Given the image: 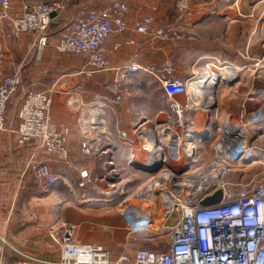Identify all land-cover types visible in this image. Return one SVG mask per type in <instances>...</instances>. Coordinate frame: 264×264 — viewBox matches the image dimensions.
Returning a JSON list of instances; mask_svg holds the SVG:
<instances>
[{
    "label": "built area",
    "instance_id": "built-area-1",
    "mask_svg": "<svg viewBox=\"0 0 264 264\" xmlns=\"http://www.w3.org/2000/svg\"><path fill=\"white\" fill-rule=\"evenodd\" d=\"M15 1L0 0V18H10L13 10L20 9L11 17L10 32L15 37L35 34V51L32 57L6 70L0 41V141L8 139L10 148H32L25 171L32 170L55 197L57 218L68 200L54 188L62 180L74 194L77 186L92 185L103 194L101 200L115 202L116 210L127 222V239L119 250L102 243L76 241L75 227L67 223L61 227L59 264H264V155H259L264 149L251 145L254 127L264 124V72L254 74L262 84L247 91V96H255L261 105L247 110L243 103L240 115L229 111L221 117L217 83L237 79L249 65L217 60L220 66L227 64L230 69L221 74L216 71L211 75L215 81L209 77L211 81L197 85L192 78L198 73L180 78L170 59L160 69L140 61L139 50L145 40L134 37L113 42V51L124 44L136 46L127 63L115 64L106 48L113 34L123 35L132 27L148 39H177L179 23L157 24L155 15L149 12L130 26L129 2L100 0L79 8L61 26L55 45L60 53L72 52L84 58L77 73L93 76L107 72L103 88L87 96L81 79L73 85L67 80L66 86L59 87L55 82L46 84L43 77L25 74L27 63L42 59L39 50L51 41L50 26L70 8L72 0H19V7ZM178 6L188 8V0H180ZM252 34L264 45V23ZM261 60L254 65L264 62V58ZM141 70L159 78L170 106L160 110V114L165 112L164 117L142 120L144 115H140L127 121L120 109L127 93L125 84ZM200 75L210 76L207 72ZM11 101L15 107L7 123ZM55 106H62L70 121L59 122ZM201 113L204 126L198 129ZM74 135L83 161L71 159ZM208 141L209 157L201 161ZM39 152L57 155L72 175H62L48 160L37 157ZM116 153L124 155L123 163ZM137 153L142 157H135ZM257 156L260 163L252 165ZM98 162L104 169L109 167L107 172H97ZM120 163L148 169L161 165L154 172L145 171L146 177L135 186L129 184L132 177H122L124 167ZM250 170V177L245 178L244 173ZM80 198L91 199L86 193ZM1 221L9 224L10 215H3ZM143 232L149 233L155 246L162 247L143 245L137 236ZM0 240L3 248L7 240L1 233ZM0 264H5L3 252Z\"/></svg>",
    "mask_w": 264,
    "mask_h": 264
},
{
    "label": "crops",
    "instance_id": "crops-1",
    "mask_svg": "<svg viewBox=\"0 0 264 264\" xmlns=\"http://www.w3.org/2000/svg\"><path fill=\"white\" fill-rule=\"evenodd\" d=\"M18 1H15L17 7H19ZM126 1L132 6V10L128 14L130 26L135 19L148 12H153L157 24H168L182 17L181 11H171L169 0ZM248 1L249 5L245 11H225L226 9L223 8L216 12L197 11V7L192 8V11L188 12V17L191 28L196 33L195 40L153 41L132 27L123 35L113 34L106 42L107 56L115 64L127 63L135 53L136 46L124 44L121 49L113 51V42L127 36L145 40V46L140 51V56L144 61L161 63L165 58L171 56L175 62L176 75L180 78L188 77L198 68L205 69V72L209 73L210 76L204 78L205 76L198 73L196 77L192 78L196 80L194 83L197 85L207 83L216 71H220L219 74H221L230 69L227 64L220 66L217 60H231L238 64L249 65L242 72L240 82L236 86L233 87L230 86L231 84L227 85L217 81L218 106L221 109V117L227 112L235 110V108H241L243 103L250 109L256 108L262 102L255 96H247V90L250 86V78L252 76L254 78L253 70L264 72L263 67L254 65L264 58V45L259 37L252 34L254 28L264 23V0H245V3ZM98 2L100 0H72L70 8L54 19L53 25L58 28L56 31L59 30L61 33L62 23H65V20L74 15L80 7ZM230 8L231 10L234 9L233 4ZM19 11L18 8L13 10L11 17L18 14ZM11 17L0 18V30L5 33L4 35L10 45L17 46L18 59L15 61L16 64H19L26 58L33 56L32 53L35 51L33 43L36 35L24 33L17 37L13 36L10 32L11 25H13ZM54 35L55 41L49 42L48 45L39 50V56L42 59L40 61L32 59L25 66L27 76L43 77L42 71H45L44 64L49 59L48 55L51 52L58 53L55 46L58 34ZM83 61L84 58L80 64L75 63V65L67 68L71 69L68 76L75 75L76 77L67 80H69V85H73L78 79H81L86 86L85 94L89 96L92 90L103 88L108 76L103 73H96L93 76L77 73L79 67L83 65ZM259 64L263 65L264 62ZM40 65L42 66L40 67ZM247 76H249V80L246 83ZM45 77H43L44 82L49 84ZM211 80L215 81L216 78L213 76ZM66 81L64 84H67ZM241 89L245 90L243 94H241ZM154 90L158 92L156 96H159L161 102L160 106L154 109V111L156 110L154 117H156L161 115L159 109L166 105L167 98L161 88ZM136 103L135 100L130 101V99L125 102L124 107L128 117H133L134 112L131 109L136 107ZM54 111L59 122L70 121L69 113L66 110L62 111L61 108L55 106ZM139 111L146 110L142 107ZM61 113L64 114L63 117H61ZM203 117L202 113L198 115V129H202L204 126ZM254 131L256 133H253V136L259 135V138L264 136V124L254 127ZM31 151L30 146L19 147L15 145L10 148L6 138L0 141V233L7 240L3 248L0 240V255L3 252L5 264H59L61 227L67 223L74 225L76 241L90 244L102 243L109 248L119 250L122 243L127 239V222L116 210L115 202L103 201L95 196L96 194H91L92 197H89L91 199L82 200L80 197L83 192H86V188L77 186V194H74L60 180L54 185V188L65 195L68 200L63 206L61 216L57 218L53 208L56 201L55 197L44 189V181L38 179L32 170L25 171L27 157ZM259 151L263 153V156L264 150ZM259 155L261 156V154ZM56 156L45 152L37 154V157L48 160L62 175H72L69 169L58 161ZM116 156L119 162H124L123 154L116 153ZM71 159L74 161L85 159L81 154L76 135L71 139ZM97 172H100L98 168ZM7 214L10 215V222L4 225L1 217ZM147 234L149 233L143 232L137 236L143 245L155 247L156 242ZM135 239L137 238L135 237Z\"/></svg>",
    "mask_w": 264,
    "mask_h": 264
},
{
    "label": "rangeland",
    "instance_id": "rangeland-1",
    "mask_svg": "<svg viewBox=\"0 0 264 264\" xmlns=\"http://www.w3.org/2000/svg\"><path fill=\"white\" fill-rule=\"evenodd\" d=\"M166 1H168V0H166ZM169 1H170V6H171V11H181V13H182V17L180 19L168 23V24L179 23V38H177V39H162V40L151 39L153 41L176 42V41H182V40H195L196 39V33L194 32V30H192L191 23H190V20L188 17V12L192 11V8H194V7H197V9H198L197 11H215L216 12L217 10H222V8L226 9L225 11H245V9L248 8V5H249V1L245 3V0H188V8H181L180 6H178V2H180V0H169ZM232 4L234 7L233 10H231V8H230V6ZM131 9H132V6H131ZM68 20H69V18L65 21L67 22ZM62 24H64V23H62ZM161 25H167V24H161ZM56 29H58V28L56 26H54L52 23V25L50 26V28L48 30L50 40L52 42L55 41V39H56L54 37L55 36L54 34L57 33L58 37L60 35V31L59 30L56 31ZM4 34L5 33L0 30V41H1L2 45L4 46L3 48L5 50V61L9 65L6 68V70H9L11 67L10 65L16 64V61L18 59V51H17L18 49H17L16 45H14V44L10 45V43L8 42V40L6 39V36ZM58 37H57V40H58ZM127 37H132V36H127ZM124 39L122 38V39H116V40H124ZM135 39H137V38H135ZM147 39H148V37H147ZM137 40H139V39H137ZM139 41H143V40H139ZM140 51H141V49L139 50V60L142 61L144 64L154 65L158 69L162 68L166 64L165 61L167 59H170L174 64V73L177 74L176 73V66H175V62H174L173 57H171V56L167 57V58H165V60L161 61V63L148 62V61H144L141 58ZM48 56H49V59L46 62V64H44L45 65L44 66L45 71H42L43 77L46 76L45 78H47V79H45L46 82H48V81H49V83L55 82V83H57L56 86L63 87V86H66V84H64V82L67 79L76 78L75 75L74 76H68L71 69H67V68L70 67L71 65H75V63L80 64V62H82V59H83L81 56H78L72 52H68V53H59V52L58 53H52L51 52L50 55H48ZM41 66L42 65H40V67ZM205 71L206 70L203 68L202 69L198 68L197 70H195V72H192V74H190L188 77H191L196 73H203ZM99 73L107 74V72H99ZM241 74H242V72H241ZM247 77L248 78L246 79L247 80L246 83L249 80V76H247ZM252 77L250 78L251 81H250L249 88H251L252 86L262 84L261 79L252 78ZM182 78H187V77H182ZM158 79L159 78H157L155 74L148 72V71H145V70H141V71L134 73L131 76V78L128 79V81L125 84V87L127 88V93L124 96V101L120 105V109L122 110L121 111L122 117L124 120L130 121L133 118H138L140 115H144V118H142V120L146 119V117L154 118V115L156 113V110L154 111V109H155V107L156 108L159 107L161 104L159 96L158 97L156 96V94H158V92H156L154 89L161 88L163 90V87L160 84ZM240 79H241V75L237 79H235L229 83H226L225 81H223V82L219 81V83H224L227 85L231 84L230 86L234 87L237 85L238 82H240ZM149 89H152V90L149 91ZM244 91L245 90L241 89V94H243ZM166 98H167V96H166ZM127 99H130V101L135 100V102H137L136 107L131 109V111L133 110V112H134V113L132 112L133 117L132 116L128 117V113H126V111H125L124 105H125V102H127ZM166 105L162 106L161 109H159V111L162 110L163 107H164L163 109H167L170 106L168 98H167ZM14 107H15L14 103L11 101L10 107L8 109V112H7V123L10 122ZM57 107L61 108L62 111L65 110L62 106H57ZM142 107L146 111H139L142 109ZM165 107H167V108H165ZM246 109L249 110L250 107H248L246 105ZM232 112L235 115H240L241 108H239V109L235 108V110H233ZM219 113L222 114L220 107H219ZM55 116L57 117V114ZM63 116H64V114L61 113V117H63ZM164 116H165V112H162L160 117H164ZM64 119H66V118H64ZM249 129L252 132L253 126L251 125L249 127ZM252 138H254V139H252L251 145H258L260 147L262 146L263 148H261V149H264V136H261L259 138V135H256V136H253ZM256 139H258V140H256ZM17 146L23 147L22 145H17ZM210 147H211L210 141H208V143L206 144V148L203 149L201 152V161H203L209 157ZM259 153L262 154V152H260V151H259ZM138 161L140 162V160H138ZM120 165L124 167V169H122V174H123L122 177L123 178H127V177L133 178V180H131L129 182V184L136 186L137 184L141 183L144 180V178L146 177L145 171L142 168H140L139 166H135V165L127 166V165H123L121 163H120ZM97 168L102 173L107 172V170L109 169V167H107V169H104L103 165L99 164V163H97ZM253 170L255 171V168ZM256 170H258V168H256ZM250 173H251V170L246 171L244 173V175H246L245 178H249ZM127 185H128V182H127ZM134 188L135 187L130 188V189H134ZM83 193H86L88 195V197H92L91 194H96L95 196H98V197L103 196V194H101L92 185L86 187V192H83ZM155 247L161 248L162 246H155Z\"/></svg>",
    "mask_w": 264,
    "mask_h": 264
},
{
    "label": "water",
    "instance_id": "water-1",
    "mask_svg": "<svg viewBox=\"0 0 264 264\" xmlns=\"http://www.w3.org/2000/svg\"><path fill=\"white\" fill-rule=\"evenodd\" d=\"M53 16H55V14H53ZM160 165L161 164H159L157 167L152 168V169H148L147 167L142 166V165H140L139 167L142 168L144 171L154 172V171H156L160 167ZM181 169L183 170L185 168L182 167Z\"/></svg>",
    "mask_w": 264,
    "mask_h": 264
},
{
    "label": "bare ground",
    "instance_id": "bare-ground-1",
    "mask_svg": "<svg viewBox=\"0 0 264 264\" xmlns=\"http://www.w3.org/2000/svg\"><path fill=\"white\" fill-rule=\"evenodd\" d=\"M258 67H263V68H264V64H263V65H260V64L258 63ZM253 72L256 73L257 70H253ZM135 155H136L135 157H137V156H138V157H139V156L142 157L140 153H137V154H135ZM257 157H258V156H257ZM259 159H260L259 157H258V159L255 157V162H254L252 165H254V164H256V163H260V162H259V161H260Z\"/></svg>",
    "mask_w": 264,
    "mask_h": 264
}]
</instances>
